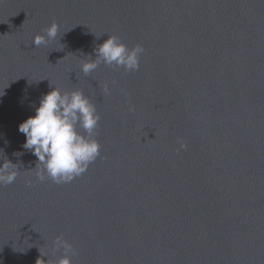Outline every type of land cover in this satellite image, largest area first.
<instances>
[{
  "label": "water",
  "instance_id": "1",
  "mask_svg": "<svg viewBox=\"0 0 264 264\" xmlns=\"http://www.w3.org/2000/svg\"><path fill=\"white\" fill-rule=\"evenodd\" d=\"M109 35L143 46L139 70L85 75ZM55 86L100 115V155L68 183L36 178L18 131ZM6 160L0 264H53L58 235L71 264H264V0H0Z\"/></svg>",
  "mask_w": 264,
  "mask_h": 264
},
{
  "label": "clouds",
  "instance_id": "2",
  "mask_svg": "<svg viewBox=\"0 0 264 264\" xmlns=\"http://www.w3.org/2000/svg\"><path fill=\"white\" fill-rule=\"evenodd\" d=\"M58 30L59 26L53 22L43 30L45 35L34 37L33 44L36 47L47 45L56 39ZM93 51L96 58L81 65L85 75L96 70L101 63L127 71H138L144 48L140 44L129 48L117 36L109 35ZM112 83L115 84V81ZM103 91L105 94L111 93L108 83L103 85ZM134 110V106L130 105L129 111ZM99 121L100 115L95 105L82 90L62 91L55 86L43 95L39 106L35 107V114L18 126V131L25 136L23 148L37 158L36 178L43 181L47 176L55 183H68L84 173L88 165L100 155V145L93 136ZM180 148L186 149L187 145L181 143ZM18 173L15 164L3 161L0 164V186L12 184ZM27 183L31 185L32 181ZM60 249H63L64 255L54 260L53 264H71L69 253L74 255L75 252L62 235L53 241V251ZM38 262L44 264L43 261Z\"/></svg>",
  "mask_w": 264,
  "mask_h": 264
}]
</instances>
